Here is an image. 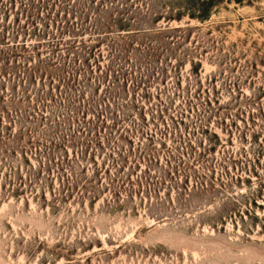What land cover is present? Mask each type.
Listing matches in <instances>:
<instances>
[{"label": "rangeland", "instance_id": "1", "mask_svg": "<svg viewBox=\"0 0 264 264\" xmlns=\"http://www.w3.org/2000/svg\"><path fill=\"white\" fill-rule=\"evenodd\" d=\"M189 2L0 0V264H264V0Z\"/></svg>", "mask_w": 264, "mask_h": 264}, {"label": "trees", "instance_id": "2", "mask_svg": "<svg viewBox=\"0 0 264 264\" xmlns=\"http://www.w3.org/2000/svg\"><path fill=\"white\" fill-rule=\"evenodd\" d=\"M191 1V2H189ZM221 1V0H188L189 2V9L190 12L188 13L190 17H194V18H198L200 20H205V19H208L211 15V11L213 9V7H215L218 2ZM239 2H241L242 0H238ZM161 16V15H159ZM160 17H157L155 19H158ZM181 16L179 15L178 16V19H180ZM120 19V25L116 23V27L117 28H120L118 30H125L124 28H129L130 25H128L129 21H127V18L126 19H121V18H118L117 20ZM124 22H127V23H124ZM149 28L150 27H145V28H141V29H138L139 31L138 32H150L149 31ZM176 29V28H175ZM160 30V29H159ZM159 30H155V31H159ZM16 36H14L15 38ZM27 43L26 42H18L16 43V46L13 48V50L11 49V52H12V56H14L15 58L16 57H20V56H25V58H28L29 56L31 57L30 54L31 51L33 50V48H29L27 47L26 45ZM36 50V49H34ZM3 123V119H2V116H1V113H0V125H2ZM3 132V130H2ZM2 132H0V154L1 153H8L11 152L12 153V149L14 147L15 149V145L11 146L10 144L11 143H16V148H18V143H17V140H22V134H21V137L19 138V136L16 137V135H14L12 132H8V131H4V135L2 134ZM8 146H10V148H7Z\"/></svg>", "mask_w": 264, "mask_h": 264}]
</instances>
